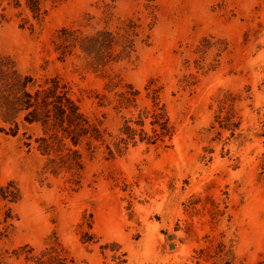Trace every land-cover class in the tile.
Masks as SVG:
<instances>
[{"label":"rangeland","instance_id":"obj_1","mask_svg":"<svg viewBox=\"0 0 264 264\" xmlns=\"http://www.w3.org/2000/svg\"><path fill=\"white\" fill-rule=\"evenodd\" d=\"M47 8L36 21L0 5V53L39 82L69 83L113 137L153 109L146 88L157 90L172 136L157 146L137 137L113 157L66 140L83 168L55 174L47 168L55 154L38 149L42 127L0 117V264H264V0H54ZM127 18L140 19L146 39L130 57L105 70L80 50L60 58L62 28L115 31ZM111 80L118 90L132 84L136 102L116 109ZM97 94L112 103L100 106Z\"/></svg>","mask_w":264,"mask_h":264},{"label":"trees","instance_id":"obj_2","mask_svg":"<svg viewBox=\"0 0 264 264\" xmlns=\"http://www.w3.org/2000/svg\"><path fill=\"white\" fill-rule=\"evenodd\" d=\"M53 1L0 0V5L6 2L17 10L29 11L33 19L41 21L48 12V4ZM115 1L117 0H113ZM139 20H122L115 31L104 28L85 33L80 29L62 28L56 41L60 58L65 59L80 50V57L105 70L108 66L130 57L136 51L137 39L146 41L142 38L144 27L138 23ZM119 88L120 84L112 80L105 86V89L115 94L116 109L130 106L140 95L132 84L123 85L121 90H118ZM146 89L153 101V109L140 112L137 119H126L120 134L113 137L102 128L101 121L91 119L82 111L79 101L73 97L69 83L57 76L39 82L30 75L20 73L11 57L0 53V117L18 127L17 118L23 115L24 122L36 123L42 127L44 136L37 139L38 149L44 155L55 154L47 164V168L55 174L67 170L77 176L83 168L82 152L68 145L66 140L74 147L86 144L92 152L104 146L113 157L125 152L129 144L136 145L137 137L140 142L149 146H157L159 142H165L166 137H171L172 126L164 108L158 102V91ZM96 97L100 106L112 103L106 94H97ZM107 101L109 102L106 103ZM145 118H151V133L143 128ZM26 258L31 260L32 257Z\"/></svg>","mask_w":264,"mask_h":264}]
</instances>
